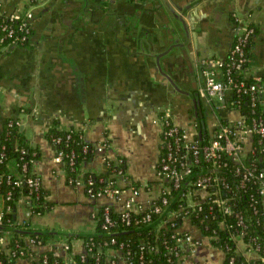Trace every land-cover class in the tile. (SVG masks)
Here are the masks:
<instances>
[{
  "label": "crops",
  "instance_id": "1",
  "mask_svg": "<svg viewBox=\"0 0 264 264\" xmlns=\"http://www.w3.org/2000/svg\"><path fill=\"white\" fill-rule=\"evenodd\" d=\"M28 8L34 12L30 40L0 45V140L7 121L17 119L29 142L40 148L31 171L49 189L54 205L36 213L26 196L20 197L18 222L33 229L90 233L97 208L106 204L124 211L132 185L140 191L135 211L150 206L162 188L157 167L163 116L186 127L190 140L199 137V111L206 138L215 134L220 117H240L235 107L207 101L201 61L225 59L235 35L249 26L256 32L244 74L264 87V0H0L5 14ZM55 119L59 127L82 130L88 141L105 145L104 154L83 163L84 170L105 172V155L125 161L120 197H93L67 181L47 136ZM3 205L0 196V211ZM178 231L188 232L199 245L177 264H225L226 253L190 217ZM7 242L8 237L0 240V248ZM66 242L33 251L67 255ZM71 246L75 253L85 251L80 237ZM238 248L248 260L259 257L242 242ZM33 260L19 258L15 264ZM106 264L130 263L110 250Z\"/></svg>",
  "mask_w": 264,
  "mask_h": 264
},
{
  "label": "trees",
  "instance_id": "2",
  "mask_svg": "<svg viewBox=\"0 0 264 264\" xmlns=\"http://www.w3.org/2000/svg\"><path fill=\"white\" fill-rule=\"evenodd\" d=\"M255 32L256 27L247 45L248 55ZM227 60L228 56L225 57L223 69L227 68ZM231 76L234 80H240L243 74L233 70ZM252 80V78L245 79L246 83H250ZM229 102L232 106L241 110L248 122L254 117H261L264 121V95L258 94L256 99L253 100L250 94L236 91L231 94ZM220 119L225 123L229 122L225 117H220ZM11 120H13L12 123ZM11 120L7 121L0 140V173L4 174L1 181V192L4 196L11 193L10 198L5 197V208L0 223V238L6 235L8 237L5 248H0V264H15L19 258L31 259L32 257L35 258L33 260L34 264H43L44 256H48L51 264H106L108 249H119L123 255L128 256L130 264H177L180 256L185 253L183 247L176 243V239L184 234L178 231L183 219L179 217L177 226H172L171 222L168 221V211L178 208L185 202L181 195L186 189L187 182L195 180L199 175L209 171L212 163L201 159L199 163L193 165V172L185 179L183 185L179 188H172L167 193L170 202L164 206L165 209L161 212H152L150 221H144V216L149 209L139 212L130 211L128 216H124L123 213L117 212L111 207L109 216L113 224L109 225L106 222L105 207L102 205L94 213L97 224L90 233L84 232L75 236L61 233L50 227L36 230L31 227L29 222L23 224L18 222L16 213L20 197L25 195L29 207L36 213H45L51 210L54 203L48 199L49 189L44 188L42 184L37 189L28 182L29 176H36V173L31 171V164L32 161L40 157V148L29 142L26 134L17 123V119ZM57 123L58 120L55 119L47 131V136L55 149L58 152H63L67 181L75 179L80 174L88 182L91 175L94 192L97 193L102 190L106 184L108 173L115 166L114 162L107 167V172L84 170L82 168L83 163L95 156L93 143L85 139L82 130L61 128ZM257 137L258 134H255L256 149L255 152L251 153L249 161L256 158L254 164H256V171L258 172L264 169V152L260 149L261 145ZM58 138H60V141H56ZM197 138L199 139L198 136ZM207 141L204 136L203 143L205 144ZM86 144L88 145L87 149L85 148ZM22 149H24V152ZM72 156L73 163H71ZM15 158L21 170V177L13 174L11 180H8L6 174L10 172L9 160ZM24 163L28 165L26 171H22ZM121 166L126 170L125 161ZM236 168L237 164L233 163L228 156L223 155L220 158L216 172L230 183L229 188H222L226 195H236L235 208L242 211L245 216H249L248 211L250 212L251 219L249 221L246 219L248 227L244 230L247 232L246 240L252 239L255 247L264 255V212L258 182L250 179L247 181L246 187L240 188L238 183L241 181V176L236 172ZM101 177H104L105 180L101 181ZM17 180H20L21 183L18 184ZM85 188V190L88 189L87 186ZM251 198L258 200L256 203L258 211L256 213L251 208L248 210ZM219 219L220 216L214 217L209 214V204L206 202L203 203V208L200 211L192 213L191 222L198 225L204 235L213 237V245L225 251V264L231 256L235 258L234 264H264L263 259H255L249 262L236 251L237 246L234 236L243 232V226L237 223V217L234 213L226 215L228 223L232 225L230 228L221 227L218 224ZM164 221L165 224L161 225ZM75 237L83 239L85 248L88 250L86 256L73 252L71 241ZM29 239L41 242L42 247L56 244L61 240H67L66 243L69 244L70 249L67 255L56 254L53 250L36 253L32 251ZM22 251L23 253H21ZM176 251H179V256L176 255ZM67 258H71L72 261L67 262Z\"/></svg>",
  "mask_w": 264,
  "mask_h": 264
},
{
  "label": "built area",
  "instance_id": "3",
  "mask_svg": "<svg viewBox=\"0 0 264 264\" xmlns=\"http://www.w3.org/2000/svg\"><path fill=\"white\" fill-rule=\"evenodd\" d=\"M33 18L34 12L32 8H28L22 13L18 11L7 14L0 12V45L16 46L26 44L31 37ZM254 31L255 27L249 26L245 28L244 31H240L235 35L227 55L228 60L226 61V69H223L222 67L225 59L217 61V63L209 58L202 59L201 71L204 77L202 90L208 102H212L213 99H215L223 105L232 106L229 102V98L231 94L236 91H243L250 94L253 100L256 99L258 94L264 95V87L259 82L254 79L250 81V83H246L245 81V79L249 78L244 74L246 65L249 61L247 45ZM233 70L242 73L243 77L240 80H234L231 76ZM235 108L239 109L238 107ZM239 111L241 112L240 109ZM228 121V123H225L220 120L215 134L211 138H207L208 141L204 144V137L202 142L200 138L190 140L186 127H181L175 124L168 116H163L161 154L159 156L157 167L158 176L162 182L161 191L153 198L150 206L135 211L137 196L140 191L136 185H132L131 194L124 203V211L119 212L123 213L124 216H128L130 211L139 212L149 209L144 216V221H150L152 218V212L163 211L165 209L164 206L168 205L170 202L167 193L171 191L172 188L181 187L185 179L193 172V165L199 163L201 159H204L206 162L209 161L212 163L211 169L199 175L195 180L193 179L187 182L186 189L181 195L185 202H183L178 208L173 210L170 209L168 211V214L172 213L171 218L168 215V221H170L171 225L175 227L177 226V219L179 217H182V219L190 217L191 219L192 213L200 211L203 208V203L207 202V204H209V214H212L214 217L220 216L218 224L221 227H232L226 219V215L229 213H234L235 217H237V223L243 226V232L234 236L237 246L236 251L241 254L238 246L239 243L242 242L249 250H255L259 253V257L256 259L264 260V255H262L257 247H255L253 240H246L247 232L244 230L248 227L247 221L251 219L250 212L248 211L249 216H245L242 211L235 208L237 203L236 195H226L222 188H229L230 183L216 172L218 170L220 158L223 155L228 156L233 163L237 164L236 172L241 176V181L238 183L240 188L246 187L247 181L250 179H254V181L258 182L259 192L262 196V210L264 212V169L257 172L256 164H254L256 158L249 161L251 153L255 152L256 149L254 142L255 134H258L257 138L261 145L260 149L264 152V121L261 117H254L248 122L242 112L238 119L234 121L228 119ZM12 122L13 120H11V123ZM56 141H60V138L56 139ZM85 148H88L87 144L85 145ZM93 148L95 154H104L106 151L104 144H93ZM22 151L24 152V149H22ZM55 151V159L61 163L63 169L66 171L63 152H58L56 149ZM104 159L107 167L114 162L106 155L104 156ZM73 162L74 159L72 156L71 163ZM123 162V159H118L114 162L115 166L113 170L108 173L104 188L97 193L94 192L93 178L91 175L88 178V182L85 181L84 177L78 174L77 177L71 179L69 183L82 186L84 189H86L85 187L87 186L88 189L85 190L86 193L93 197H98L103 194H107L114 198L120 197L122 194V186L119 184V181L121 180V177L126 176V170L121 166ZM9 167L10 172L6 174L8 180H11L13 174L21 177V170L19 169L16 158L9 160ZM27 169L28 165L27 163H24L22 171H26ZM105 172H107V170ZM3 177L4 174L0 173V196H2L4 201L3 208L0 211V223L5 208V197L10 198L11 194L8 193L7 196H4L1 192V181ZM100 180L103 181L105 179L104 177H101ZM16 182L18 184L21 183L20 180H17ZM28 182L37 189L41 186V179L38 175L29 176ZM257 202L258 200L251 198L248 210L251 208V210L256 213L258 211L256 206ZM103 206L105 207L106 212V222L109 225H112L113 222L109 216L111 206L106 204ZM164 224L165 221L161 223V225ZM182 233L184 234L176 239V243L180 247H183L185 251L180 258L193 252L199 245V241L195 240L191 234L188 232ZM6 236L1 237L0 240L6 238ZM209 237L213 240L212 236ZM29 244L32 251L35 247H42L40 245L41 242L36 241L35 239H29ZM69 249V244L65 243L64 250L68 252ZM110 250L115 249H108V252ZM115 251L122 253L119 249ZM21 253H23V251ZM169 253H171V251H169ZM81 254L82 256H86L88 250L85 248V251ZM179 254V251H176V255L179 256ZM123 256L128 260V256ZM116 259L117 257L112 260V263H115ZM246 260L249 262L251 261L248 259ZM70 261H72V259L67 258V262ZM234 262L235 258L234 256H231L226 264H234ZM43 264H51L48 260V256H44Z\"/></svg>",
  "mask_w": 264,
  "mask_h": 264
},
{
  "label": "water",
  "instance_id": "4",
  "mask_svg": "<svg viewBox=\"0 0 264 264\" xmlns=\"http://www.w3.org/2000/svg\"><path fill=\"white\" fill-rule=\"evenodd\" d=\"M201 112L199 111V114H198V120L200 121V125H199V138L202 142L203 140V132H204V126H205V123H204V120L201 118Z\"/></svg>",
  "mask_w": 264,
  "mask_h": 264
}]
</instances>
